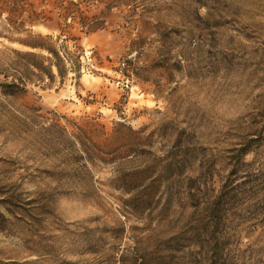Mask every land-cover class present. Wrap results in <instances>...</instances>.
Masks as SVG:
<instances>
[{"label": "rangeland", "instance_id": "obj_1", "mask_svg": "<svg viewBox=\"0 0 264 264\" xmlns=\"http://www.w3.org/2000/svg\"><path fill=\"white\" fill-rule=\"evenodd\" d=\"M0 264H264V0H0Z\"/></svg>", "mask_w": 264, "mask_h": 264}, {"label": "trees", "instance_id": "obj_2", "mask_svg": "<svg viewBox=\"0 0 264 264\" xmlns=\"http://www.w3.org/2000/svg\"><path fill=\"white\" fill-rule=\"evenodd\" d=\"M52 53H56V52H52ZM57 67V70L59 73H62L61 69L59 68V65L56 64L55 65ZM51 75V73L49 74ZM120 125H123L122 123H118V126ZM80 135H74V139L76 140L77 143H79V145L83 148V154H86V155H89L87 150H86V146H85V142L82 141V139L86 140V142L88 141H91V139L94 137L92 136V131L90 129H86V130H80ZM128 132L130 134V136H132V139L134 140L133 142L135 144H133L134 146L137 145L138 141H139V138L137 137V133L138 132H135L133 131L130 127L128 128ZM121 137H120V131L116 128H114L112 130V132L108 135L107 137V146H108V149H109V153H113V151L115 150H118L120 149V146L122 145H117V146H114L116 141L120 140ZM115 158V157H113ZM110 160V158L106 159V161Z\"/></svg>", "mask_w": 264, "mask_h": 264}]
</instances>
